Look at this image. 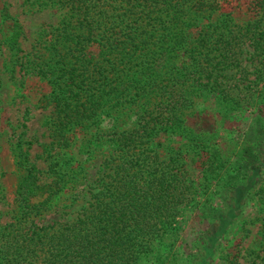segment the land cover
<instances>
[{
	"label": "trees",
	"instance_id": "obj_1",
	"mask_svg": "<svg viewBox=\"0 0 264 264\" xmlns=\"http://www.w3.org/2000/svg\"><path fill=\"white\" fill-rule=\"evenodd\" d=\"M32 3L37 9L53 6L58 19L42 24L29 49L20 53V28L13 18L8 41L18 67L6 70L7 77L21 70L51 84L38 103L50 107L49 139L34 158L25 139L12 147L17 179L13 220L0 226L5 230L0 231L2 262L142 264L141 257L154 250L162 255L165 248H155V240L178 228L184 206H199L184 168L187 156L204 155L199 164L206 162L212 172L229 164L227 178L219 171L212 175L224 184L245 176L255 161L246 144L228 163L219 156L213 132L195 129L187 120L197 114L193 97L204 92L226 112L233 104L242 106L240 99L256 109L264 104L256 86L264 87V77L247 78L243 62V53L264 56V28L258 23L264 19V0H254L255 18L240 22L231 14L232 0ZM105 120L110 127L101 126ZM20 126L22 134L25 124ZM159 133L178 138L165 156L156 149ZM104 134L109 142L104 146L111 150L102 147L100 167L88 179L84 160ZM73 142H78L76 152L91 154L74 162ZM35 158L46 162L44 170ZM43 172L52 174L50 180H41ZM66 187L74 188L68 204L87 193L85 204L71 219L39 222L36 216ZM250 252V264H257L258 251Z\"/></svg>",
	"mask_w": 264,
	"mask_h": 264
},
{
	"label": "rangeland",
	"instance_id": "obj_2",
	"mask_svg": "<svg viewBox=\"0 0 264 264\" xmlns=\"http://www.w3.org/2000/svg\"><path fill=\"white\" fill-rule=\"evenodd\" d=\"M32 1L0 0V226L13 220V192L17 179L12 150L14 143L17 139L27 140L30 143L31 156L40 152L41 143L49 139L46 120L50 107H41L38 103L42 93L51 89V84L46 78L22 75L21 70L14 73L15 78L7 77L10 66L15 69L18 67L12 53L14 48L8 41L13 18L20 28L17 43L21 53L29 49L42 24H54L59 16L58 10L53 6L37 9V5ZM232 1L231 14L234 20L240 22L256 17L254 9H257V6L253 5L254 0ZM258 23L264 28V19ZM189 30L194 34L195 28ZM91 49L95 52L96 45H92ZM243 56V62L248 65L247 78L253 79L255 73L264 77V56L255 54L249 58L245 53ZM256 86L260 89V95L257 97L261 96L264 102V87H261V82ZM193 98L198 110L197 114L189 116L187 123L195 129L213 132L212 139L216 142L219 156L228 163H234L239 156L238 151L248 144L256 153L255 161L246 167L245 176L235 179L232 184H224V180L222 183L221 179L216 180L212 175L219 171L223 179L227 178L229 164H222V167L212 172L209 168L205 169L206 162L199 164L204 155H194L195 158L190 160L191 154H187L189 158H186L184 168L193 181L199 206L196 209L193 206H184L185 209L178 218V228L155 240V248H165L167 253L163 252L161 255L154 250L150 256L141 257L140 261L142 264H250L249 259L253 257L250 250H256L259 253V257H255L257 264H264V104L256 109L247 106L250 104H247L245 99H240L242 106L237 108V105L233 104L234 108L226 112L218 109L222 106L214 100L212 93L196 94ZM26 108L28 112L25 116L23 111ZM20 123L25 124L22 134ZM100 124L110 127L106 120ZM106 138L105 134L101 136L96 143L99 148L87 159L86 155L91 154L90 151L87 154L76 152L78 142H73L70 146L74 162L86 159L83 166L88 179H91L100 167L103 154L101 149L104 142L109 143ZM176 139L178 138L168 133H159L154 138V141H158L156 149L160 156L166 155L167 147L175 146ZM24 144L25 142L21 141V145ZM105 149L110 151L111 146ZM35 161L40 168L45 169L44 160L35 158ZM242 169L244 170L239 168V172H242ZM51 175L49 172H43L40 177L41 180L48 181ZM73 190V187H66L65 191L53 195L48 209L36 216L38 221L45 223L73 218L76 210L85 204L87 196L85 193L72 204H68L70 192ZM0 264H4L1 257Z\"/></svg>",
	"mask_w": 264,
	"mask_h": 264
},
{
	"label": "crops",
	"instance_id": "obj_3",
	"mask_svg": "<svg viewBox=\"0 0 264 264\" xmlns=\"http://www.w3.org/2000/svg\"><path fill=\"white\" fill-rule=\"evenodd\" d=\"M36 153H37V152H36ZM36 153H33L30 157H31V158H34V156H35Z\"/></svg>",
	"mask_w": 264,
	"mask_h": 264
}]
</instances>
